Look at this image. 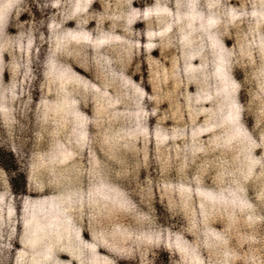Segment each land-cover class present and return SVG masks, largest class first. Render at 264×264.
I'll return each instance as SVG.
<instances>
[{"label": "rangeland", "instance_id": "1", "mask_svg": "<svg viewBox=\"0 0 264 264\" xmlns=\"http://www.w3.org/2000/svg\"><path fill=\"white\" fill-rule=\"evenodd\" d=\"M0 264H264V0H0Z\"/></svg>", "mask_w": 264, "mask_h": 264}]
</instances>
